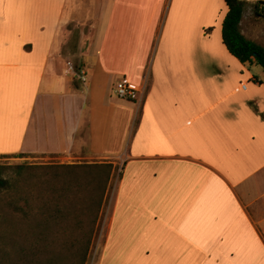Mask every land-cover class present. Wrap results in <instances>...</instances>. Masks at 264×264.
Here are the masks:
<instances>
[{"label":"crops","instance_id":"0c3cea01","mask_svg":"<svg viewBox=\"0 0 264 264\" xmlns=\"http://www.w3.org/2000/svg\"><path fill=\"white\" fill-rule=\"evenodd\" d=\"M0 6V156L112 166L99 264H264V71L223 45V0Z\"/></svg>","mask_w":264,"mask_h":264},{"label":"trees","instance_id":"16d2710c","mask_svg":"<svg viewBox=\"0 0 264 264\" xmlns=\"http://www.w3.org/2000/svg\"><path fill=\"white\" fill-rule=\"evenodd\" d=\"M223 1L227 7L223 45L241 64L264 71V48L246 39L239 29L247 3ZM253 11L256 19H264V2L254 4ZM111 171L109 164L0 165V264H58L59 256L48 257L49 251L58 248H78L72 263L86 264ZM73 192L80 193L83 202L80 217L70 219L76 206L69 197ZM77 231L79 235L73 237Z\"/></svg>","mask_w":264,"mask_h":264},{"label":"rangeland","instance_id":"374dc122","mask_svg":"<svg viewBox=\"0 0 264 264\" xmlns=\"http://www.w3.org/2000/svg\"><path fill=\"white\" fill-rule=\"evenodd\" d=\"M0 5H1V0H0ZM1 9V6H0ZM253 68H258L259 70H261V68L259 66H253ZM0 165H4V166H22V165H28V166H34V167H38V166H51V165H64L62 163H60L59 161L56 160H49L46 158L43 159H34L32 157H28V158H21L20 156L16 155L14 156V158H0ZM34 172H36V170H34ZM115 176L113 178V182L110 185V189L106 191L105 194V201H104V205L103 208L101 210V213L99 215V220L97 222L96 225V229H95V234L93 236V240H92V244L91 247L89 249L88 252V257H87V262L86 264H99L100 262V258H101V251H102V244H103V239H104V231L106 232V227H107V214L110 208V204L113 198V194H114V183H115ZM71 197V199L73 200V204L76 203L75 205V209L74 207L71 210V218H75L78 216L80 217V209H82V202L83 200L81 199L83 196L78 193L76 194L75 192L71 193V195L69 196ZM68 214V213H67ZM73 214V215H72ZM80 232H75L73 233V237H77L79 235ZM115 236L112 235L110 237V240H120L121 244L123 246L126 245V247H130L133 248L135 247L136 244V239L135 238H126V241H124V238H114ZM110 246V245H109ZM59 256V260H58V264H73V261H76L77 257H78V248H76L75 251H69V250H64V249H60L59 248L57 250H52L49 251L48 253V257H52V256ZM76 256V257H75ZM127 260H125L124 255L121 258L120 262H126ZM103 263V262H102ZM105 263V262H104Z\"/></svg>","mask_w":264,"mask_h":264},{"label":"built area","instance_id":"2783aa9c","mask_svg":"<svg viewBox=\"0 0 264 264\" xmlns=\"http://www.w3.org/2000/svg\"><path fill=\"white\" fill-rule=\"evenodd\" d=\"M251 1V0H244ZM114 94L120 100L135 102L138 99V91L134 89L126 80H121L114 87Z\"/></svg>","mask_w":264,"mask_h":264}]
</instances>
